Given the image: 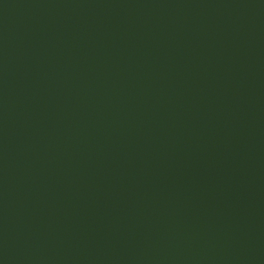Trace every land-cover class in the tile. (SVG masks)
Returning a JSON list of instances; mask_svg holds the SVG:
<instances>
[{
  "label": "water",
  "instance_id": "water-1",
  "mask_svg": "<svg viewBox=\"0 0 264 264\" xmlns=\"http://www.w3.org/2000/svg\"><path fill=\"white\" fill-rule=\"evenodd\" d=\"M0 264H264V0H0Z\"/></svg>",
  "mask_w": 264,
  "mask_h": 264
}]
</instances>
